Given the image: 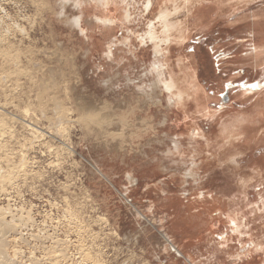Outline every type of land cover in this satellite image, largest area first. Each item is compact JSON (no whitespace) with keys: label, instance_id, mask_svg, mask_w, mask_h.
I'll use <instances>...</instances> for the list:
<instances>
[{"label":"rangeland","instance_id":"obj_1","mask_svg":"<svg viewBox=\"0 0 264 264\" xmlns=\"http://www.w3.org/2000/svg\"><path fill=\"white\" fill-rule=\"evenodd\" d=\"M188 1L0 0V170L15 179L0 222L20 221L16 264H264V0ZM159 63L191 89L185 107ZM244 115L227 150L242 154L219 163L222 124Z\"/></svg>","mask_w":264,"mask_h":264},{"label":"bare ground","instance_id":"obj_2","mask_svg":"<svg viewBox=\"0 0 264 264\" xmlns=\"http://www.w3.org/2000/svg\"><path fill=\"white\" fill-rule=\"evenodd\" d=\"M108 1L109 0H103V2L105 3V4H107L108 3ZM192 0H189L188 2H191ZM176 12V11H175ZM169 14H171V13H166L162 18H161V20H162V24H163V26H164V28H165V33L167 34L166 35V38H165V42H170L171 41V39H170V36L171 35H169L170 33H171V31H172V29H174L175 28V26L173 25V26H171V24L169 23V16H171V15H169ZM173 14V13H172ZM176 14V13H175ZM175 16V15H174ZM75 22L77 23V24H80V21L79 20H75ZM82 23V22H81ZM177 26H179V25H176V27ZM174 27V28H173ZM12 32H14V35L17 33V34H19V33H21L22 35H26V36H29L30 35V32H24V30L23 29H21L20 27L19 28H12V30H11ZM182 31L181 32H179V35H180V38L182 37L183 39H185V36H182ZM185 34V33H184ZM165 36V35H164ZM154 38V37H153ZM7 56V55H6ZM183 61V60H182ZM12 62V61H11ZM156 71H157V73H158V76H159V79H160V83L163 85V87L165 88V90H167V92L168 93H170V97L171 98H174V97H176V101H175V104L177 103V106H181V107H185V105H186V100L187 99H185V97H190V88L188 89V90H185V91H182L183 90V88H181L180 86H179V80L177 81L176 80V78H175V76L174 75H171V78H170V81L169 82H164L163 81V74L165 73H163V70H164V65H162V63H159V64H157L156 66H155V68H154ZM162 70V71H161ZM19 71V70H18ZM28 72V71H27ZM28 74H30V71L28 72ZM27 74V75H28ZM26 75V74H25ZM32 75L33 74H31V77H32ZM28 76H30V75H28ZM186 76V75H185ZM27 77V76H26ZM28 78V77H27ZM34 78V77H33ZM186 78H189V79H191V76L189 75V77H186ZM36 79V78H35ZM34 79V80H35ZM32 81H30V82H33V79H31ZM35 82V81H34ZM2 83H4V82H2ZM36 83H38V82H36ZM36 83H32V84H30V85H33L34 86V84H36ZM43 84V83H42ZM48 85V84H47ZM38 86V85H37ZM37 86H35V87H37ZM53 86V85H52ZM40 87V84H39V86L37 87V88H39ZM44 88V87H43ZM52 88V87H51ZM55 88V87H54ZM54 88L52 89V90H54ZM194 88H200V86H198L197 84H195L194 85ZM45 89V88H44ZM49 89V88H48ZM55 89H58V88H55ZM33 90V89H32ZM47 90V88L45 89V90H42V87H41V90H39V92L40 91H43L42 93H44V91H46ZM50 90V89H49ZM49 90H47V94H46V92L43 94V95H41V92H40V94H38L39 96H36V97H40V95H41V98H43V100L45 99V98H47L48 99V102H49V96L52 94L51 92V94L49 93ZM58 91V90H57ZM53 92V91H52ZM55 93H56V91H54ZM48 93H49V96H48ZM54 94V93H53ZM56 96V95H55ZM53 97V96H52ZM51 97V98H52ZM41 98H39V99H41ZM50 98V99H51ZM57 98V97H56ZM56 100V99H55ZM52 101H54V98H53V100ZM40 102H42V100H40ZM44 102V101H43ZM46 102V101H45ZM57 102V101H56ZM55 102V103H56ZM59 104V103H58ZM61 104V103H60ZM40 105V104H39ZM56 106V105H55ZM61 107L62 106H58L57 105V108H59V109H61ZM39 108H40V106H39ZM65 109H67L66 107H64ZM64 108L62 107V111L61 110H59L60 111V114H61V118L60 119H63L64 121H67L66 119L70 116V114H68V110L67 111H65L64 110ZM80 108H83V107H80ZM57 110V109H56ZM58 111V112H59ZM30 112V110L28 109V110H26V113H27V115H29L28 113ZM82 112H85V111H82ZM92 112V111H91ZM91 112H90V114H91ZM101 111H99V113H100ZM93 113V112H92ZM84 114H86V113H83V116H84ZM89 114V113H88ZM101 114V113H100ZM78 115L80 116V114H79V112H78ZM103 115V114H102ZM106 115V114H105ZM87 116V115H86ZM27 117V116H26ZM89 117V116H88ZM97 117V116H96ZM98 117H100L101 118V115L100 116H98ZM103 117H104V115H103ZM233 118H231V120H228V121H225L223 124H222V129H221V135H220V137H219V139H217L216 140V145L219 147V148H222V149H225V151L222 153V155H221V157L219 156V163H226V162H229V161H231V163H234V162H236V159H235V157L238 155V154H242L241 152L242 151H239L238 153H237V155L236 156H233V157H228L227 155V153H229V151H227V150H232V148L231 147H234V148H236V146H235V142H238L239 140H240V138H238L239 136H240V133H243L242 135H245V126H246V124H248V123H250V119L252 118L251 116L250 117H246L245 115H244V117H242V119H240V120H237V119H235V116H232ZM29 118V117H28ZM93 119H94V117H92ZM105 118V117H104ZM69 119V118H68ZM83 119V118H82ZM89 119V118H88ZM107 119V118H106ZM105 119V120H106ZM33 120V119H32ZM84 120V119H83ZM86 120V119H85ZM25 121V120H24ZM91 121V120H90ZM93 121V120H92ZM26 122V121H25ZM57 122V121H56ZM62 124H63V122H62ZM30 125H31V123H30ZM30 125H25V124H23V126H24V129L26 130V132L28 133V135L29 136H31V137H33V138H35V139H38L39 137H41V134H40V132H38V129L36 130V129H34V127H31ZM99 125H100V123H99ZM34 126V125H33ZM9 132V125H8V123H7V121H5V119L3 118V117H0V137H2V136H4L5 135V133L7 134ZM9 134V133H8ZM11 135V134H10ZM247 136V135H246ZM245 137V136H244ZM226 139V142H224V143H222L221 141H220V139ZM34 139V140H35ZM247 139H249V138H246L245 139V141L243 142V143H241V149L242 148H246V146H245V143H248V140ZM1 144V143H0ZM47 144V143H46ZM252 145H253V143H252ZM248 147H249V144H248ZM1 148V147H0ZM251 148V147H250ZM215 150L217 149V148H214ZM196 150V152L198 151V149H195ZM219 150V149H218ZM251 150V149H250ZM244 152V151H243ZM20 156V155H19ZM22 156V155H21ZM22 158H23V156H22ZM24 159V158H23ZM22 159V161H21V168H19V170H18V167H16V170L17 171H23V169L25 170L26 169V162H25V160H23ZM6 162H7V164L10 166L11 164H9L10 163V161H9V159H7L6 160ZM11 167V166H10ZM198 168V167H197ZM12 169V168H11ZM10 169H8L6 172L4 171H2V170H0V182H2L4 185H6V184H13L14 183V180L15 179H13V176H14V174L12 173V172H14V170H10ZM234 170V169H233ZM12 171V172H11ZM20 173V172H19ZM19 173H18V175H19ZM13 174V175H12ZM16 176V175H15ZM16 178V177H15ZM249 182H250V179H248V178H243L242 180H241V185H240V189L242 190V192L244 193L245 191H246V189H247V186H248V184H249ZM2 184V185H3ZM240 191V190H239ZM6 214H9L10 216H11V221H9V222H7V221H5V219H2L1 220V222H0V224H1V228H0V264H16L15 262H14V259H12V257H10L9 256V253H8V251H7V242H6V236H8L9 234L8 233H14V234H17L18 233V230L21 228V227H18V223H20V221L18 220V219H16V216L15 215H13L12 214V212L11 211H7V213ZM5 214V215H6ZM29 220V219H28ZM235 225H237L236 224V222L234 223ZM20 225V224H19ZM17 232V233H16ZM221 239V238H220ZM95 262V261H94ZM87 263V262H86Z\"/></svg>","mask_w":264,"mask_h":264},{"label":"snow or ice","instance_id":"obj_3","mask_svg":"<svg viewBox=\"0 0 264 264\" xmlns=\"http://www.w3.org/2000/svg\"><path fill=\"white\" fill-rule=\"evenodd\" d=\"M149 27H151V26H149Z\"/></svg>","mask_w":264,"mask_h":264},{"label":"crops","instance_id":"obj_4","mask_svg":"<svg viewBox=\"0 0 264 264\" xmlns=\"http://www.w3.org/2000/svg\"><path fill=\"white\" fill-rule=\"evenodd\" d=\"M262 54V53H261Z\"/></svg>","mask_w":264,"mask_h":264}]
</instances>
